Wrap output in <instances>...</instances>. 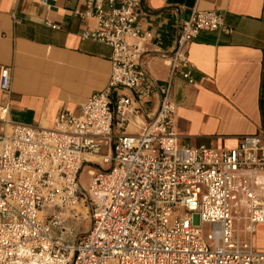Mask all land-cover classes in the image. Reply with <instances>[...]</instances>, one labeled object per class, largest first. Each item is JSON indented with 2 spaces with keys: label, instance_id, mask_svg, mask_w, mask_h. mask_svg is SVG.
I'll return each instance as SVG.
<instances>
[{
  "label": "built area",
  "instance_id": "1",
  "mask_svg": "<svg viewBox=\"0 0 264 264\" xmlns=\"http://www.w3.org/2000/svg\"><path fill=\"white\" fill-rule=\"evenodd\" d=\"M142 2L87 0L75 11L97 20L82 37L112 49L106 88L52 127L14 123L2 107L0 264H264L254 240L264 224V136L190 147L174 128V77L194 83L188 48L202 30H221L224 15L193 10L178 27L171 77L159 82L130 41L150 36L137 27ZM11 83L5 68L0 90ZM132 122L140 131L126 133ZM76 218L91 225L70 228Z\"/></svg>",
  "mask_w": 264,
  "mask_h": 264
},
{
  "label": "crops",
  "instance_id": "2",
  "mask_svg": "<svg viewBox=\"0 0 264 264\" xmlns=\"http://www.w3.org/2000/svg\"><path fill=\"white\" fill-rule=\"evenodd\" d=\"M86 6L87 0H0V79L5 68L12 76L10 92L0 90V119L8 105L12 122L52 127L62 111L76 110L106 88L112 49L82 37L97 25L75 14ZM194 9L219 11L225 22L191 42L194 83L174 77L181 143L232 148L246 135L264 136V0H143L137 27L150 36L130 39L143 67L159 82L171 77L178 27ZM145 105L154 110L157 98ZM139 126L132 122L126 133ZM237 211L247 214L248 208L238 205Z\"/></svg>",
  "mask_w": 264,
  "mask_h": 264
},
{
  "label": "rangeland",
  "instance_id": "3",
  "mask_svg": "<svg viewBox=\"0 0 264 264\" xmlns=\"http://www.w3.org/2000/svg\"><path fill=\"white\" fill-rule=\"evenodd\" d=\"M88 168H89L88 166L85 167V169L83 170L81 174V182L84 185H87L89 182ZM69 225H70V228L78 231L81 229L83 230L86 227H89L91 225V221L76 218L74 220H71ZM204 230H205V235L207 236V240H211L210 239V226L205 225ZM255 244L260 248L264 247V224L260 225L257 230V233L255 235Z\"/></svg>",
  "mask_w": 264,
  "mask_h": 264
}]
</instances>
